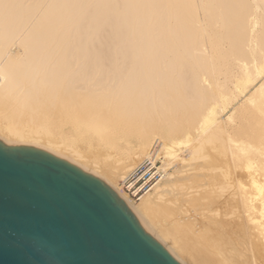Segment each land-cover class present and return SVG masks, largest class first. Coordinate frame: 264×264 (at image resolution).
I'll return each mask as SVG.
<instances>
[{
    "label": "bare ground",
    "instance_id": "obj_1",
    "mask_svg": "<svg viewBox=\"0 0 264 264\" xmlns=\"http://www.w3.org/2000/svg\"><path fill=\"white\" fill-rule=\"evenodd\" d=\"M0 139L104 180L182 264H264V0H0Z\"/></svg>",
    "mask_w": 264,
    "mask_h": 264
},
{
    "label": "water",
    "instance_id": "obj_2",
    "mask_svg": "<svg viewBox=\"0 0 264 264\" xmlns=\"http://www.w3.org/2000/svg\"><path fill=\"white\" fill-rule=\"evenodd\" d=\"M0 264H182L101 178L0 139Z\"/></svg>",
    "mask_w": 264,
    "mask_h": 264
},
{
    "label": "built area",
    "instance_id": "obj_3",
    "mask_svg": "<svg viewBox=\"0 0 264 264\" xmlns=\"http://www.w3.org/2000/svg\"><path fill=\"white\" fill-rule=\"evenodd\" d=\"M157 165L151 160L143 162L124 182L123 190L138 200L161 177Z\"/></svg>",
    "mask_w": 264,
    "mask_h": 264
},
{
    "label": "snow or ice",
    "instance_id": "obj_4",
    "mask_svg": "<svg viewBox=\"0 0 264 264\" xmlns=\"http://www.w3.org/2000/svg\"><path fill=\"white\" fill-rule=\"evenodd\" d=\"M0 188H2V175H0Z\"/></svg>",
    "mask_w": 264,
    "mask_h": 264
},
{
    "label": "rangeland",
    "instance_id": "obj_5",
    "mask_svg": "<svg viewBox=\"0 0 264 264\" xmlns=\"http://www.w3.org/2000/svg\"><path fill=\"white\" fill-rule=\"evenodd\" d=\"M150 233V232H149Z\"/></svg>",
    "mask_w": 264,
    "mask_h": 264
}]
</instances>
